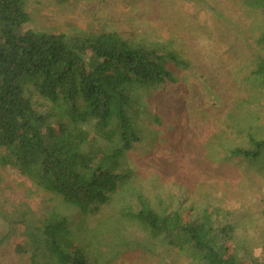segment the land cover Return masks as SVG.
Listing matches in <instances>:
<instances>
[{
	"label": "trees",
	"instance_id": "1",
	"mask_svg": "<svg viewBox=\"0 0 264 264\" xmlns=\"http://www.w3.org/2000/svg\"><path fill=\"white\" fill-rule=\"evenodd\" d=\"M27 1L0 0V164L87 217L133 178L125 157L141 139L135 93L167 90L178 83L175 69L186 70L189 62L169 43L147 44L116 32L24 30L30 20ZM246 3L264 14V0ZM255 43L248 81L261 91L255 95L261 112L264 18ZM255 97L247 91L233 103L239 114H231V122L246 140L227 148L225 156L264 170V126H249L240 111ZM91 123L93 131L83 128ZM136 204L121 218L136 221L151 246L123 235L107 256L97 247L95 251L90 234L83 238L81 227L58 210L37 218L0 216L6 225H20L18 248L30 254V264H110L117 257L149 251L156 242L177 249L192 264H264V250L254 256L238 224L219 208L166 212L141 193Z\"/></svg>",
	"mask_w": 264,
	"mask_h": 264
},
{
	"label": "rangeland",
	"instance_id": "2",
	"mask_svg": "<svg viewBox=\"0 0 264 264\" xmlns=\"http://www.w3.org/2000/svg\"><path fill=\"white\" fill-rule=\"evenodd\" d=\"M26 9L30 20L24 30L106 31L147 44L169 43L189 66L175 69L178 83L167 90L135 93L141 139L125 157L134 175L99 212L85 217L1 164L0 212L37 218L58 210L81 227L83 238L90 234L94 250L107 256L123 235L151 246L136 221L121 218L129 206L136 209V194L141 193L166 212L219 208L238 224L240 237L259 256L264 250V170L225 155L227 148L245 145L246 140L231 122L230 115L239 112L233 103L247 91L254 97L261 92L248 78L263 12L246 0H28ZM258 101L255 97L240 109L249 126H264ZM83 128L93 131L94 124ZM20 242V225H6L0 216V264L31 263L30 254L19 251ZM154 246L110 264H192L177 249L160 242Z\"/></svg>",
	"mask_w": 264,
	"mask_h": 264
}]
</instances>
